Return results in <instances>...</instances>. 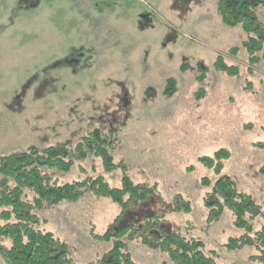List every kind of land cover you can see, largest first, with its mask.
<instances>
[{"label": "rangeland", "instance_id": "rangeland-1", "mask_svg": "<svg viewBox=\"0 0 264 264\" xmlns=\"http://www.w3.org/2000/svg\"><path fill=\"white\" fill-rule=\"evenodd\" d=\"M256 13L264 23V5ZM245 39L241 26L223 24L217 0H0V159L31 148L71 151L100 129L112 138L114 163L124 162L134 183L158 188L118 226L143 227L158 215L164 230L202 241L216 264H264L251 259L260 253L255 247H225L246 231L229 209L209 221L211 187L202 180L218 176L200 162L228 150L222 175L264 212V62L249 71ZM220 56L240 69L238 77L215 69ZM199 66L208 68L205 83ZM170 79L178 86L172 97L165 94ZM42 171L59 184L103 177L112 188L123 177L93 155L69 172ZM179 194L191 213L174 212ZM121 212L87 193L38 211L37 227L66 242L76 264H97L113 243L94 240L91 230L105 234ZM253 225L260 230L264 217ZM127 251L137 264H173L139 240L127 242Z\"/></svg>", "mask_w": 264, "mask_h": 264}, {"label": "trees", "instance_id": "trees-1", "mask_svg": "<svg viewBox=\"0 0 264 264\" xmlns=\"http://www.w3.org/2000/svg\"><path fill=\"white\" fill-rule=\"evenodd\" d=\"M217 4L223 24L230 28L241 26L246 34L243 49L248 56L249 71L253 72L256 66L264 62V23L256 13L264 5V0H217ZM238 53L239 48L231 50L234 56ZM214 67L230 77L240 75V69L227 64L222 56L217 59ZM199 70L197 79L205 83L208 68L199 66ZM177 90V82L170 79L165 94L172 97ZM203 97L204 88L196 94L198 100ZM111 139L100 129H95L82 137L71 151L55 146L31 148L0 159V217L5 222L0 227V258L4 264H76L66 242L37 227L40 219L36 213L63 202L77 203L87 193L108 198L122 210L105 234L99 235L94 229L91 230L90 235L94 240L113 243L97 264H137L127 251V242L136 240L148 249L167 255L173 264H216L215 259L206 254L202 241L187 238L179 231L164 230L162 227L166 221L158 215L148 216L143 227L133 224L118 226L127 211L150 200L158 188L157 185L134 183L127 174V165L124 162L114 163L115 147ZM259 145L264 147V144ZM89 155L100 157L108 171L122 169L120 188H112L103 177L59 184L42 171L48 168L69 172L75 160H82ZM230 157L228 150L221 149L214 157L200 158V162L213 169L218 176L214 183L208 178L202 180L203 186L211 187L205 199V205L210 210L209 221L222 217L225 209L231 210L235 226L246 232L238 238H230L225 247L230 251L255 247L260 253L251 259L264 263V226L255 231L253 225L258 217H264V212L250 195L239 191L232 178L222 175L225 162ZM261 172L264 174V167ZM28 191L32 192V199ZM172 205L176 213L192 212L191 202L180 194L174 197ZM5 238L9 239L10 246L2 242Z\"/></svg>", "mask_w": 264, "mask_h": 264}]
</instances>
